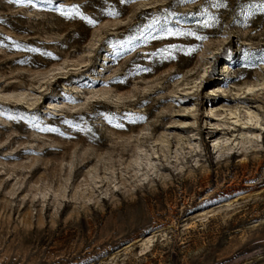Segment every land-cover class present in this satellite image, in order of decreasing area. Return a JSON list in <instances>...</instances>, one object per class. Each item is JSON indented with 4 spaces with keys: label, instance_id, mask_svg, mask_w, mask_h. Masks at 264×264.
I'll use <instances>...</instances> for the list:
<instances>
[{
    "label": "rangeland",
    "instance_id": "obj_1",
    "mask_svg": "<svg viewBox=\"0 0 264 264\" xmlns=\"http://www.w3.org/2000/svg\"><path fill=\"white\" fill-rule=\"evenodd\" d=\"M262 3L0 0V264H264Z\"/></svg>",
    "mask_w": 264,
    "mask_h": 264
},
{
    "label": "snow or ice",
    "instance_id": "obj_2",
    "mask_svg": "<svg viewBox=\"0 0 264 264\" xmlns=\"http://www.w3.org/2000/svg\"><path fill=\"white\" fill-rule=\"evenodd\" d=\"M15 2H16V3H22L23 0H15ZM214 6H218V5H214ZM260 10H261L262 12H264V3H262V5H261V7H260Z\"/></svg>",
    "mask_w": 264,
    "mask_h": 264
}]
</instances>
